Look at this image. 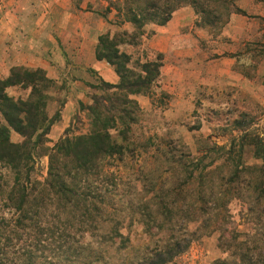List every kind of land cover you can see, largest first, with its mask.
<instances>
[{
	"label": "trees",
	"instance_id": "16d2710c",
	"mask_svg": "<svg viewBox=\"0 0 264 264\" xmlns=\"http://www.w3.org/2000/svg\"><path fill=\"white\" fill-rule=\"evenodd\" d=\"M106 2L105 12L98 15L106 18L113 10L115 20L110 24H128L132 32L112 36L107 32L98 37L95 58L113 67L119 80L110 84L98 78L92 88L100 95L94 93L88 105L78 104L89 121L86 133L71 135L69 127L47 147L50 129L60 121L59 111L52 117L46 114L53 81L40 69L24 67H13L7 78L0 79V164L12 174L10 187H2L0 175V264H35L37 257L32 252L17 262L12 250L20 241L38 246L43 235L55 232L54 226L40 221L50 209L58 213L72 264L107 263L117 253L126 254L130 237L123 236L121 230L133 225H138L145 237L143 246L131 250L138 253L135 259L142 264H167L185 253L196 236L212 233L219 235L217 248L225 255L212 264H264V233L260 229L245 235L226 227L227 206L232 200L243 202L249 197L255 203L254 214L264 218L262 168L242 163L233 155L232 145L227 150L213 145L195 158L189 152L176 158L162 155L161 161L146 169L141 155L147 150L140 152L128 142L140 113L132 97L148 94L161 65L158 55L156 62L142 64L139 71L129 68L130 58L119 46L132 44L148 25H165L184 6L193 8L202 26L221 23L218 8L225 6L226 0ZM15 87L28 89L27 97L9 96L7 90ZM11 132L18 134L21 142H12ZM168 150L154 147L156 154L165 156ZM41 156L47 157L48 166L45 179L39 182L31 175L36 158ZM169 170L176 183L164 187L163 173ZM143 180L147 187H138ZM244 182L251 187H239ZM190 225L196 227L189 230ZM156 234L163 239L153 243Z\"/></svg>",
	"mask_w": 264,
	"mask_h": 264
},
{
	"label": "rangeland",
	"instance_id": "374dc122",
	"mask_svg": "<svg viewBox=\"0 0 264 264\" xmlns=\"http://www.w3.org/2000/svg\"><path fill=\"white\" fill-rule=\"evenodd\" d=\"M69 7L70 13L79 20H84L88 31L95 29L97 22L101 21L106 29L103 34L109 32L112 36L121 31L128 34L132 32V27L128 24L120 27L110 24V21L115 20L113 10L106 18L98 15L105 12L106 0H69ZM178 11L183 14L187 12V15L184 14V27L181 29L180 38L170 42L167 53H160L150 47L156 25L146 26L141 36L133 38L132 44L119 46V51L130 58L129 68L139 71L142 64L156 62L158 55V63L161 65L159 76L151 84L148 94L143 95L139 101L136 100L140 113L137 114L136 124L128 135V142L140 152L147 150L141 155L145 159L146 169L161 161L162 155L176 158L189 152L192 158H195L199 151L203 154L205 147L214 145L227 150L232 145L233 155L240 158L242 163L262 168L264 171V3L253 0H226L225 6L218 8L222 15V24L211 26L198 24L200 20L190 6L181 7L175 12ZM58 18L54 16L53 20ZM87 33L89 37L95 34ZM97 45L98 38L96 47ZM173 51H179V56ZM227 57L237 60V70L242 74L243 82L228 83L218 80L215 76L212 78L211 73H217L215 62ZM69 65H65L64 79L53 81L48 90V117H52L56 111L60 113L72 89L76 90L73 87L76 77L67 72ZM173 67H176L175 72ZM110 68L114 72L113 67ZM209 74L210 84L198 83V78ZM171 75V79H176L174 83L170 82ZM85 78L90 83L87 84L86 92L84 91L82 104L88 105L91 103L90 97L94 93L100 95V92L92 88V85L98 84V76L95 73L88 70ZM28 93V89L16 87L8 91V95L14 99H25ZM76 114L69 126L71 135L86 133L89 126L86 112L80 111L78 105ZM47 140V147L58 141L49 138ZM147 142L152 147H149ZM155 146L168 148L169 154H156ZM47 166V157H37L31 179L42 182L47 174ZM0 175L2 187H10L12 174L1 164ZM163 177L166 181L164 187H171L176 183L175 174L170 170L164 172ZM142 184L147 187L145 180L140 182L138 187ZM229 187H232V184ZM239 187L251 186L244 182ZM4 190L7 191V188ZM246 199L243 202L232 200L229 203L226 227L237 229L245 235H253L258 229L264 233V218H258L260 216L254 214L255 203H252L249 197ZM57 214L56 210L50 209L46 211L45 216L40 217L41 224L46 222L48 227L54 226L55 232L43 235V242L38 243V246H35L34 242L20 241L13 248L12 253L17 262L22 255L32 252L37 257L35 264H72L69 260L73 259V256L67 253V246L63 244L62 225L57 220ZM9 216L8 214L7 218ZM195 227L190 225L189 230ZM141 231L138 225L123 227L122 235L128 234L130 237V251L126 254L117 253L109 262L99 264H142L135 259L138 253L131 251L134 247L144 245L145 237ZM218 238L216 233L196 236L185 253L174 257L167 264H212L215 260L224 258L225 255L217 248ZM156 239L161 240L163 237L156 234L153 243Z\"/></svg>",
	"mask_w": 264,
	"mask_h": 264
},
{
	"label": "crops",
	"instance_id": "0c3cea01",
	"mask_svg": "<svg viewBox=\"0 0 264 264\" xmlns=\"http://www.w3.org/2000/svg\"><path fill=\"white\" fill-rule=\"evenodd\" d=\"M71 14L69 0H0V79L7 78L13 67H24L40 69L48 79L59 82L66 76L67 63L70 64L67 72L76 77L73 85L76 90L72 89L61 108L60 121L51 127L48 134L52 141L60 139L70 126L77 105L84 102V91L90 83L85 78L88 70L104 82H118L110 66L95 58L97 38L106 31L104 24L98 21L96 28L88 31L84 20ZM184 14L187 15V12ZM184 14L174 12L165 25L156 26L150 47L160 53H167L170 42L180 38ZM54 16L59 18L54 21ZM86 30L95 33L94 36L89 37ZM173 53L179 56V51ZM237 65L235 59L222 58L215 62L217 73H211L212 78L215 76L228 83L243 82ZM175 71L176 67H173ZM211 74L198 78V83L210 84ZM175 80L171 79L170 82L174 83ZM142 97L138 95L132 98L139 101ZM10 139L14 143L22 140L14 132H11Z\"/></svg>",
	"mask_w": 264,
	"mask_h": 264
}]
</instances>
